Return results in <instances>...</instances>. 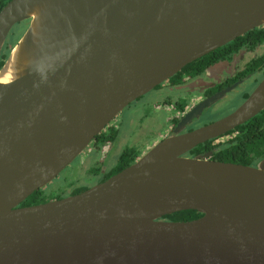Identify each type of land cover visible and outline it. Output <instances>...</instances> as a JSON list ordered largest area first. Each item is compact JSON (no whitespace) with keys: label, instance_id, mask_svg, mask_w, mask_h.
I'll list each match as a JSON object with an SVG mask.
<instances>
[{"label":"water","instance_id":"1","mask_svg":"<svg viewBox=\"0 0 264 264\" xmlns=\"http://www.w3.org/2000/svg\"><path fill=\"white\" fill-rule=\"evenodd\" d=\"M0 264H264V159L188 153L264 109V79L233 112L182 132L225 92L106 181L21 206L131 103L264 25V0H10L0 57ZM184 210L188 221L164 216Z\"/></svg>","mask_w":264,"mask_h":264},{"label":"flooded vegetation","instance_id":"2","mask_svg":"<svg viewBox=\"0 0 264 264\" xmlns=\"http://www.w3.org/2000/svg\"><path fill=\"white\" fill-rule=\"evenodd\" d=\"M263 54V45L256 47V49L252 51L244 50L236 54L232 62L221 61L220 63L207 69L201 75H198L196 77H186L184 79V82L181 84L175 85L171 83L169 79L168 81L155 87L149 93L141 96L137 100L148 95H153L155 93L156 97L152 102L156 104V107L159 108L160 111L165 108L170 111V114H167L169 122L166 124L165 130L160 133L162 140L165 137L171 135V133L176 130L179 122L183 119V117L190 111H192L197 105L216 94L225 92L220 99L212 103L210 106L206 107L202 111L200 116L195 117L182 130V132L191 131L193 129L218 120L215 119L205 124L199 123V121L202 119V117H204L206 113L215 112L218 104L221 103V101L233 100L239 98L240 96L241 103H239L237 107H235L234 110H236L250 96V94L264 79V66L255 67L250 66L249 63L253 61V59L260 57ZM174 92L180 93L179 95H176ZM186 100L188 102V105L183 110L177 107V104H180L182 101ZM234 110L227 113L226 116ZM112 122L107 127L115 126ZM107 127L104 130H106ZM115 127L119 131L116 140L101 145L98 144L96 137L81 153V165H83V167L87 169H84L83 173L81 172V176L78 178V180L74 183L72 182L71 185L65 191H63V194L61 193V195H64L63 198L79 194L96 184L106 181L108 178L114 175L112 174L110 177H107L112 168L116 166L120 157H118L115 165L114 163L112 164V160L117 154L116 150L114 149V144L119 140V137L121 136L120 127ZM166 128H168V130ZM161 140L159 139L157 143ZM157 143H149L147 145L145 144L143 146V149L137 148L140 153V156L138 158H140L144 153H146ZM107 146H109L108 150H106ZM77 158L74 160V162L77 160Z\"/></svg>","mask_w":264,"mask_h":264},{"label":"trees","instance_id":"3","mask_svg":"<svg viewBox=\"0 0 264 264\" xmlns=\"http://www.w3.org/2000/svg\"><path fill=\"white\" fill-rule=\"evenodd\" d=\"M10 0H0V10ZM26 22L18 24L15 33H12L4 46L0 57V69L5 64L13 46L17 43L24 32ZM20 30V33H17ZM264 46V25L246 32L232 42L206 54L205 56L187 64L182 70L170 78L173 84H181L186 77H196L203 74L210 67L221 61L232 62L235 55L246 50L252 51L256 47ZM250 66H264V54L253 59ZM170 103V102H169ZM188 105L187 100L177 104L183 110ZM118 129L115 126L107 127L97 136L98 144L113 142L118 137ZM212 152V159L223 162H233L243 165L256 166L264 159V109L244 124L234 130L215 139L206 141L194 147L189 156L196 157L201 154ZM140 153L136 147H127L120 155L119 160L107 177L116 174L135 162ZM64 195L54 192L48 193L46 188H41L30 195L21 206H30L45 203L51 200L61 199ZM203 214L197 210H184L164 216L166 220L188 221L199 218Z\"/></svg>","mask_w":264,"mask_h":264},{"label":"rangeland","instance_id":"4","mask_svg":"<svg viewBox=\"0 0 264 264\" xmlns=\"http://www.w3.org/2000/svg\"><path fill=\"white\" fill-rule=\"evenodd\" d=\"M17 26L18 24L11 31L9 38L12 33H15ZM26 27L27 24L25 23L24 28L26 29ZM17 33H20V30H17ZM174 93L179 95L180 92ZM155 97L156 95L154 93L153 95H148L137 100L136 102H133V104L131 103V105L125 108L113 120L112 123L115 126L120 127L121 136L114 144V149L116 150L117 154L112 160V164L114 163L115 165L118 157L127 147L143 149L145 144H155L157 141H159V139L161 140L160 133L165 130V126L169 122L167 114H170V111L167 108L160 111V109L156 107V104L152 102ZM239 103H241L240 96L239 98L229 101L223 100L218 104L215 112L206 113L199 123L205 124L226 116V114L234 110ZM166 129L168 130V128ZM108 149L109 146H107L106 150ZM81 156L82 154L75 162H73L62 173H60V175L55 180L45 187L48 193L54 192L57 194H63V191H65L72 182L74 183L78 180V178L81 176V172L83 173L84 169H87L81 165Z\"/></svg>","mask_w":264,"mask_h":264},{"label":"snow or ice","instance_id":"5","mask_svg":"<svg viewBox=\"0 0 264 264\" xmlns=\"http://www.w3.org/2000/svg\"><path fill=\"white\" fill-rule=\"evenodd\" d=\"M11 79V76L9 75V76H7V77H2V78H0V80H2V81H8V80H10Z\"/></svg>","mask_w":264,"mask_h":264},{"label":"clouds","instance_id":"6","mask_svg":"<svg viewBox=\"0 0 264 264\" xmlns=\"http://www.w3.org/2000/svg\"><path fill=\"white\" fill-rule=\"evenodd\" d=\"M10 81H2V80H0V83H4V84H7V83H9Z\"/></svg>","mask_w":264,"mask_h":264}]
</instances>
